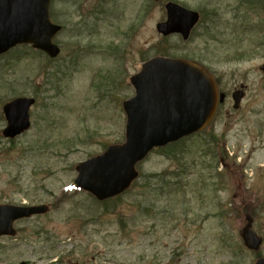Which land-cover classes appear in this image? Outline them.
Returning <instances> with one entry per match:
<instances>
[{"label": "rangeland", "instance_id": "374dc122", "mask_svg": "<svg viewBox=\"0 0 264 264\" xmlns=\"http://www.w3.org/2000/svg\"><path fill=\"white\" fill-rule=\"evenodd\" d=\"M166 1L201 14L189 39L163 38ZM54 59L0 56V205H48L0 239V264H254L264 257V0H53ZM153 57L187 59L217 81L210 124L153 150L120 196L73 190L76 167L124 140L129 78ZM244 97L233 108L231 94ZM33 97L31 126L9 141L2 106ZM262 240L245 247L248 224Z\"/></svg>", "mask_w": 264, "mask_h": 264}, {"label": "water", "instance_id": "95a60500", "mask_svg": "<svg viewBox=\"0 0 264 264\" xmlns=\"http://www.w3.org/2000/svg\"><path fill=\"white\" fill-rule=\"evenodd\" d=\"M160 1V0H154ZM50 0H0V55L19 44H30L50 58L59 49L52 38L61 30L48 18ZM166 21L156 25L163 37L179 34L186 40L199 20L196 12L168 2L164 6ZM264 71V66L262 67ZM135 95L123 102L126 114L125 141L76 167L73 188L82 189L98 201L126 191L138 174L135 165L156 147H164L203 129L213 116L217 95L211 77L194 63L156 57L131 77ZM234 108L242 94L232 95ZM33 99L16 98L3 107L7 126L2 134L13 138L27 130ZM45 205L33 207L0 206V236L15 235V220L42 215ZM244 245L258 250L261 241L251 231L250 219L243 229ZM255 264H264V258Z\"/></svg>", "mask_w": 264, "mask_h": 264}, {"label": "flooded vegetation", "instance_id": "af4514ba", "mask_svg": "<svg viewBox=\"0 0 264 264\" xmlns=\"http://www.w3.org/2000/svg\"><path fill=\"white\" fill-rule=\"evenodd\" d=\"M16 230L18 231V228H16ZM6 237H2V238H0V239H5Z\"/></svg>", "mask_w": 264, "mask_h": 264}]
</instances>
